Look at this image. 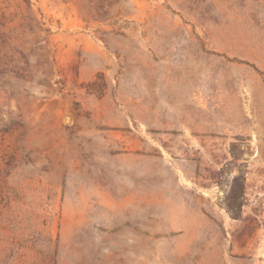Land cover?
I'll list each match as a JSON object with an SVG mask.
<instances>
[{
  "label": "rangeland",
  "instance_id": "obj_1",
  "mask_svg": "<svg viewBox=\"0 0 264 264\" xmlns=\"http://www.w3.org/2000/svg\"><path fill=\"white\" fill-rule=\"evenodd\" d=\"M0 264H264V0H0Z\"/></svg>",
  "mask_w": 264,
  "mask_h": 264
},
{
  "label": "trees",
  "instance_id": "obj_2",
  "mask_svg": "<svg viewBox=\"0 0 264 264\" xmlns=\"http://www.w3.org/2000/svg\"><path fill=\"white\" fill-rule=\"evenodd\" d=\"M111 1H114V2H119V1H121V0H111ZM110 3H108L107 5H109ZM229 210H231L230 208H229Z\"/></svg>",
  "mask_w": 264,
  "mask_h": 264
}]
</instances>
